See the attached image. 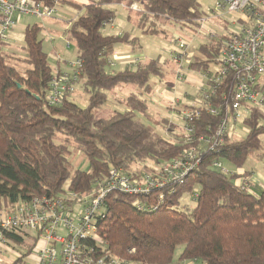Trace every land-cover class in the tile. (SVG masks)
<instances>
[{
	"label": "trees",
	"instance_id": "obj_1",
	"mask_svg": "<svg viewBox=\"0 0 264 264\" xmlns=\"http://www.w3.org/2000/svg\"><path fill=\"white\" fill-rule=\"evenodd\" d=\"M36 1L54 7L59 0ZM115 1L72 3L78 15L69 22L65 34L75 45L81 62L78 85L88 95L85 107L70 100L71 93L64 94L58 104L47 102L57 66L48 63L42 49L39 23L27 24L23 29L25 57L20 60L28 65L24 72L7 63L8 55L3 52L6 42L0 38V209L33 197H57L67 192L87 195L95 191L112 168L132 177L140 176L180 157L190 146L183 133L167 139L138 116L146 115L148 108L140 93L127 95L124 111L115 110L106 118L94 113L108 103V92L118 85L133 84L149 92L150 78L164 74L159 55L120 70H108L115 65L112 56L118 43H138V38L127 31H102L115 16V11L108 7ZM127 1L141 6L139 26L150 18L154 24L159 17L200 25L201 19L207 17L197 0ZM144 32L158 30L152 26ZM225 38L222 35L199 44V55L190 57L188 68L202 73L210 70ZM233 90L232 72L228 71L208 103L223 107ZM201 93L197 103H202ZM163 121L160 123L164 126ZM220 121L221 114L212 115L200 106L194 136L208 138ZM241 123L246 128L245 135L230 133L215 149L202 143L200 162L182 182H169L149 195L109 192L104 201V216L97 218L105 250L132 264H172L176 247L183 244L176 263L264 264V188L253 191L243 181L238 184L239 174L235 172L250 156L264 157V150H260L264 113L259 107H252ZM71 146L85 157L86 169L70 170L67 157ZM216 161L231 167L232 173L220 171L214 166ZM159 193L163 195L160 200ZM185 193L194 201L192 207L181 204ZM139 203L151 204V209H138ZM34 233V243L28 246L26 254L39 237L38 232ZM23 236L6 233V238L15 243L24 242Z\"/></svg>",
	"mask_w": 264,
	"mask_h": 264
},
{
	"label": "built area",
	"instance_id": "obj_2",
	"mask_svg": "<svg viewBox=\"0 0 264 264\" xmlns=\"http://www.w3.org/2000/svg\"><path fill=\"white\" fill-rule=\"evenodd\" d=\"M214 3L217 12H238L244 18H241L237 30L226 34L216 63L212 69L203 73L206 86L201 93L202 103L180 110L184 141L190 145L183 154L161 163L153 172L136 177L125 174L119 168H112L105 179L98 183L95 191L87 195L77 196L67 192L57 197H33L19 201L10 208L0 209V245L6 243L7 232L19 235L38 232L43 244L35 247L34 264H132L110 254L102 244L97 218L104 216V201L108 193L120 191L149 195L169 182H182L200 162L199 148L202 143L209 149H215L223 144L226 135L231 132H246L241 122L252 107H259L264 103V88L259 83V77L264 74V0H214ZM130 9L138 10L137 3L130 4ZM21 14L50 18L54 14V8L36 0H0L1 39H4L5 32L15 25L16 17ZM204 21L205 19L200 21L201 30L208 31ZM106 24L112 26V20ZM213 34L209 32L210 36ZM70 44L69 40L65 43L66 47H70ZM179 47L185 48L186 44L180 42ZM182 56L175 55L178 63L175 76L178 79L186 77V70L182 68ZM57 58L61 60L59 55ZM66 65L67 69H55L46 95L50 105L60 103L64 94L73 92L78 85L80 60L77 58L75 62L66 61ZM228 71L232 72L234 90L223 107H214L208 103V99L221 85ZM200 106L212 115L221 114L215 133L208 138L195 137L193 134L200 116ZM194 143H198V146ZM214 166L225 174L233 171L219 161L214 162ZM162 196L159 193L158 200ZM137 207L147 210L151 209V204L139 203Z\"/></svg>",
	"mask_w": 264,
	"mask_h": 264
},
{
	"label": "rangeland",
	"instance_id": "obj_3",
	"mask_svg": "<svg viewBox=\"0 0 264 264\" xmlns=\"http://www.w3.org/2000/svg\"><path fill=\"white\" fill-rule=\"evenodd\" d=\"M89 0H64L57 1L54 5V14L50 18H41L36 16H30L21 14L16 17V24L5 32L4 39L6 45L3 48L4 54L8 55L7 63L14 66L20 72H24L28 65L20 60L25 57L23 46V29L27 24L39 23L42 27L39 33V38L42 40V49L47 53L48 63L52 67L58 65L59 59L57 56L66 57L68 62H75L77 59V51L75 45L70 41V47H66L65 43L68 40L65 34V28L69 22L78 15L77 8L72 3H85ZM202 10L207 17H205L204 25L208 31L201 30L199 24H187L167 20L164 17L156 18L154 24L150 18L146 21L144 26H139L138 22L141 17V6L139 3L138 10L130 9L131 2L127 0H116L114 3L108 5L109 8L115 11V16L112 23L116 27L114 31L124 30L138 38L137 50L141 52L148 60L160 56V62L164 70L163 75H153L150 78L151 90L149 92L137 87L133 84H127V87H131L132 91L140 93V96L145 99L148 108L147 111L150 116L138 114V116L146 123L152 124L156 131L165 135V128L160 123L161 118H166L173 122L175 127L170 126V129H177V126L182 125L179 113L183 108H187L195 104L194 100L199 99L201 93L200 85L191 83L185 79H178L175 76V65L173 56L176 54H184L182 68L188 70L189 75L193 77H199L202 79L200 73L190 71L188 68V61L190 57L199 55L196 51V47L202 43H208L212 38H219V36L226 35L230 31H235L239 28L238 18H244L241 13L238 12H217L214 7V0H197ZM216 13V15H214ZM155 27L158 32H144V30L151 27ZM110 25H106L102 28L104 33L110 31ZM209 32L214 33L209 35ZM219 35V36H218ZM186 44L185 48H180L179 43ZM116 46L129 48L127 43H118ZM221 46V45H220ZM113 58V56H112ZM166 61L164 64L163 61ZM116 64V63H115ZM109 71H116L118 67H108ZM264 76V74H263ZM189 78V76L187 77ZM109 93V92H108ZM185 93L190 96H186ZM111 95V94H110ZM119 95V94H117ZM121 95H119L120 97ZM69 99L77 103L81 107H85L88 104V95L79 84L75 86L73 92L69 94ZM126 103L122 100L114 99L112 102H108L103 106L96 108L94 113L99 117H109L113 111L126 110ZM243 124L241 123V126ZM176 134L182 133L179 131ZM175 135V134H174ZM61 137V136H60ZM174 137V136H173ZM60 139L59 137L57 138ZM263 146L260 150H264V134L261 135ZM259 163H264V158L258 159ZM67 164L70 170L75 168L86 169L88 164L85 157L79 153L73 146L70 147V153L67 157ZM181 204L184 206L192 207L194 201L190 194L185 193L181 197ZM183 244L176 247L174 251V262L176 263ZM184 262V261H182ZM180 262V264L182 263ZM191 264L190 262L186 261Z\"/></svg>",
	"mask_w": 264,
	"mask_h": 264
},
{
	"label": "crops",
	"instance_id": "obj_4",
	"mask_svg": "<svg viewBox=\"0 0 264 264\" xmlns=\"http://www.w3.org/2000/svg\"><path fill=\"white\" fill-rule=\"evenodd\" d=\"M115 28L116 27L113 24L109 28L110 31L106 32V34H110V32L114 31ZM120 31H124V30L120 29L117 32H113L112 34L119 33ZM133 37H135V36H133ZM136 45L135 44H133V45L129 44L130 47L127 49L124 47L115 46L114 54H113V58H112L114 63H116L114 65V67H118V70H120V69L124 68L126 65L134 64L136 61H147V60H144V58H146V57L141 52H139L137 50ZM66 61H67L66 57L61 56V60H59L56 68L67 69ZM172 62L176 63L174 56H173ZM163 63L165 64L166 61L164 60ZM175 65H177V64H175ZM213 66L214 65H211V67L209 69H211ZM175 69H176V67H175ZM189 70L194 71L191 69H189ZM195 72L200 73L202 75V79H199V77H196V76L193 77V76L189 75L188 70H187L185 80H187L191 83L199 84L200 89L204 88L206 86V80H205V77L203 76V73L198 72V71H195ZM188 76H189V78H187ZM259 83H260L261 87L264 88V76L263 75H261L259 77ZM131 92H134V91H132L131 87H127V84L118 85L112 91L109 92V94H108L109 101L108 102H110V101L112 102L114 99L124 101V99L127 97V95ZM117 94H119L121 96L119 97V95H117ZM185 95L190 96L187 93H185ZM190 97H192V96H190ZM194 102H195V104H193L192 106L197 104V99H195ZM259 109L264 113V103L259 106ZM149 110L150 109L147 108V111H149ZM147 111H146V115L150 116V114H148ZM162 119H164V121H165V122L163 121L165 123L164 126L168 125L164 130L165 135L164 134H162V135L165 138L172 140L173 136H175L174 134H176L175 132L179 131V128L181 129L182 125L177 126L176 130H174V129L172 130V129H170V126L175 127V125H173L174 123L171 122L170 120H167L166 118H161V120ZM245 133L246 132H242V131L238 130L237 133L235 132L232 134H233V136H243V135H245ZM261 158H264V157L250 156L242 168L235 169V172L237 174H239L238 175L239 183H241L242 181L245 182L248 185V187L253 191L264 188V163L258 162V159H261ZM34 236H35L34 232H28V233L24 234V236H23L24 242H22V243H15V242L7 239V241L4 245H0V264H34L35 258H36L35 247L43 244V240L40 237H38L35 241V243H36L35 246L31 248V250L28 254H26V252L29 249L28 246L32 245L34 243Z\"/></svg>",
	"mask_w": 264,
	"mask_h": 264
},
{
	"label": "water",
	"instance_id": "obj_5",
	"mask_svg": "<svg viewBox=\"0 0 264 264\" xmlns=\"http://www.w3.org/2000/svg\"><path fill=\"white\" fill-rule=\"evenodd\" d=\"M27 92H29V91L27 90Z\"/></svg>",
	"mask_w": 264,
	"mask_h": 264
}]
</instances>
